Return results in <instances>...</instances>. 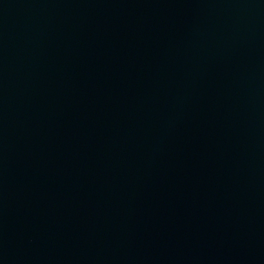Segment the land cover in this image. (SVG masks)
Listing matches in <instances>:
<instances>
[{
  "label": "water",
  "instance_id": "water-1",
  "mask_svg": "<svg viewBox=\"0 0 264 264\" xmlns=\"http://www.w3.org/2000/svg\"><path fill=\"white\" fill-rule=\"evenodd\" d=\"M264 0H0V264H256Z\"/></svg>",
  "mask_w": 264,
  "mask_h": 264
}]
</instances>
